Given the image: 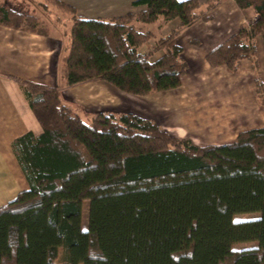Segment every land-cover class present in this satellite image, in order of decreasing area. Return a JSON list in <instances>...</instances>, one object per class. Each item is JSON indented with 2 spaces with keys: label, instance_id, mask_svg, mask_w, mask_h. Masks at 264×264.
Instances as JSON below:
<instances>
[{
  "label": "trees",
  "instance_id": "trees-1",
  "mask_svg": "<svg viewBox=\"0 0 264 264\" xmlns=\"http://www.w3.org/2000/svg\"><path fill=\"white\" fill-rule=\"evenodd\" d=\"M234 1L257 16L206 59L237 73L243 59L258 68L264 0ZM221 2L138 0L133 5L142 10L110 20L79 16L61 0L41 2L70 22L62 86L16 79L42 133L11 144L28 189L0 207V264H264V128L198 146L132 113L85 120L62 98L63 88L92 81L136 96L180 87L188 66L176 38L212 20ZM174 20L173 31L161 36ZM44 23L0 3L1 26L36 33ZM146 43L152 52L140 50ZM153 52L160 53L154 61ZM256 86L264 107L258 77ZM243 213L259 216L235 219ZM246 242L256 246L234 249Z\"/></svg>",
  "mask_w": 264,
  "mask_h": 264
},
{
  "label": "crops",
  "instance_id": "crops-1",
  "mask_svg": "<svg viewBox=\"0 0 264 264\" xmlns=\"http://www.w3.org/2000/svg\"><path fill=\"white\" fill-rule=\"evenodd\" d=\"M61 1L74 7L77 15L90 19L110 20L128 13H136L143 9V6L133 5L138 0ZM198 1L205 2L207 0ZM0 3L24 13L17 6H11L8 0H0ZM24 4L26 7L32 5L31 1L28 0ZM28 10L29 12L24 14H36L37 11L31 10V8H28ZM250 11H241L234 0H222L213 10V19L211 21H199L186 28L176 38V42L182 48V57L188 65L187 73L182 79L180 89L173 90V95L169 93L171 91L164 93L165 99L162 106L165 108L158 109L159 112L154 107L155 99L139 97L140 103L142 101H148L152 104L148 102H144L143 106L137 104V112L130 111V113L133 112V114L139 117L150 119L160 124V126L173 136L178 135L173 129L182 128L181 126L190 122V117L197 112L195 111L194 113L187 108L188 101L186 97L191 92L201 97L200 91L195 89L206 92L208 88L203 76H198L203 72H208V64L205 60L206 54L218 47L230 36L235 34L242 25L246 24L253 15L249 14ZM39 17L44 20L42 16ZM44 21L46 23L36 33L0 25V207L13 200L19 192L28 189V183L12 150V142L28 132H32L35 135L42 133V127L34 116L16 79L53 87L62 86L60 78L62 72L61 60L65 54V47L68 44V39L63 35V28L66 27H64L63 22L51 20V23L47 19ZM177 23L178 21L174 20L167 24L161 30L160 35H169L177 26ZM147 46L150 47L151 44H147ZM150 57L154 61L159 55L150 54ZM256 57L258 64L264 65L262 40L256 47ZM241 63L243 65H249L250 62L242 60ZM186 83L191 88L184 90L181 87H184ZM111 96L120 99L119 102L123 101L125 97L126 103L123 104L121 102V105V103L113 102V100H108V103L106 98ZM62 98L66 105L77 109L78 112V109L85 110V113L81 111L79 113L85 120L86 116L90 118L87 115V111L91 115L98 112H108L112 110L113 105L120 106V110L117 111L118 113H126L127 111L124 108L130 101L129 99H133L128 94H122L117 88L103 81L86 82L74 87L63 88ZM157 101L159 100L157 99ZM91 106L94 109L90 110L91 108L89 107ZM179 107L181 109L177 111ZM152 108L153 112L151 111ZM158 114H161V116L164 115V117L161 118ZM252 128L256 129L258 127ZM260 128H264V125ZM249 129L251 128L243 131ZM189 133L185 136L178 135V137H175L180 139L189 138L196 144L197 142H195L194 138L190 137L192 133ZM237 135L235 134L233 137L228 136L226 142L211 143L208 145L231 143ZM195 138L201 142L203 141L201 137ZM11 174L20 177V188L17 189L16 185L11 182Z\"/></svg>",
  "mask_w": 264,
  "mask_h": 264
},
{
  "label": "rangeland",
  "instance_id": "rangeland-1",
  "mask_svg": "<svg viewBox=\"0 0 264 264\" xmlns=\"http://www.w3.org/2000/svg\"><path fill=\"white\" fill-rule=\"evenodd\" d=\"M8 1L11 6L14 7L17 6L18 8L23 10L24 13H28L29 12L28 8L29 9L31 8V10H37L36 14L34 15H37L38 17L42 16L43 19L44 20L47 19L48 22L52 23L51 20L58 21L57 18H60L59 19L60 21L58 22H63L64 27L67 28L70 25L68 16L58 11L56 8L50 6L49 10H44V8H42V6L39 5L43 0H28L31 1L32 5L27 7L24 4L25 1L27 0H8ZM250 10H245V11H250L249 14H253L252 17H250V19L256 17L257 16L256 13L252 11V9ZM66 28H63V33ZM151 29L154 30V28ZM261 40H262L261 37L256 39V44H255L256 47ZM147 44L148 43L144 44L140 48V50L141 51L143 50L144 53L152 52L151 46L148 47ZM152 54L157 56L160 53L153 52ZM205 60L206 63L208 64V72H203L201 75L198 76L199 77L203 76V79L208 85V88L206 92H202L200 89H195L200 91L201 97L194 95V93L192 92L189 94L188 97H186L188 104L185 105L187 106V108L192 110L194 113L195 111L197 112L192 117H190V122L185 123V125L181 126L182 128L180 129L177 128L173 129L175 130L174 132L178 133L179 136H185L187 133L191 132L192 134L189 133L191 134L190 137L194 138L195 142H197L196 144L207 146L208 144L211 143L226 142L228 136L233 137L235 134L239 135L245 129L248 128L254 129L252 127L260 128L262 125H264V107L257 101V86L255 80L258 77L260 81L264 83V67H263L264 65L258 64V68L254 69L251 60L243 59V61L247 60L248 62H250L249 65H243L241 61L239 66V71L237 73H232L225 66H218V67L210 66L209 63L207 62L206 56H205ZM181 88H184V90H186L191 88V86L188 83H186L185 86ZM173 90H169L171 91L169 93H171L172 95L174 94ZM119 92H121L122 94H128L130 98H133V99H129L130 101L128 102L127 106L124 108V110L127 111L126 113H130V111L137 112L136 110L137 104L143 106L144 102H148V101H142V103H140L139 97H147V98L150 97L151 99L152 98L155 99L154 107L157 109V111L158 109L161 110V108H165L164 106H162V103L164 102L165 99L164 93L166 91L154 92L146 96H136L122 92L120 90ZM108 98H106L107 101L108 100H113V102L120 101V99L114 98L113 96ZM157 99L159 101H157ZM121 102L123 104L126 103L125 97L124 100ZM121 102H119V104ZM89 108H91L90 110L94 109V107L92 106ZM179 109L181 108L179 107L177 111H179ZM78 110L79 112L77 111V109H74V111H76L77 113H80V111L81 112L85 111L81 109ZM118 110H120V106L113 105L112 110H109L108 112L119 114L117 112ZM151 111L153 112V108L151 109ZM133 112L131 113L133 114ZM87 115L88 117L90 116V118H87L86 116V120L91 119L94 113L91 115L90 112L87 111ZM158 116H161V114H158ZM163 117L164 115L161 116V118ZM158 125L160 126V124ZM178 135H174V136L178 137ZM195 137L198 138L201 137L203 141L201 142L199 139H196ZM11 182L14 183V185H16L17 189L20 188L19 184L21 182L19 176H14L11 174ZM88 207H89V203L85 202L82 209V227L84 230L87 229V225H88V209H89ZM258 216H259L258 213L257 214L243 213L240 215H236L235 219L248 220V219L257 218ZM255 246L256 244L254 242L238 243L234 245V249L242 250V249L253 248Z\"/></svg>",
  "mask_w": 264,
  "mask_h": 264
}]
</instances>
